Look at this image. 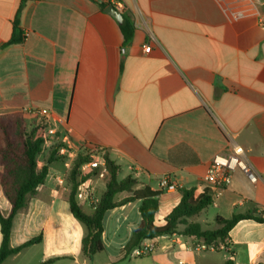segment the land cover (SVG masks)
Wrapping results in <instances>:
<instances>
[{
  "label": "crops",
  "instance_id": "obj_1",
  "mask_svg": "<svg viewBox=\"0 0 264 264\" xmlns=\"http://www.w3.org/2000/svg\"><path fill=\"white\" fill-rule=\"evenodd\" d=\"M121 1L135 25L125 48L117 22L95 0H0V115L22 112L32 125L27 112L45 108L59 133H70L72 147L88 154L102 147L120 165V179L133 175L135 189L161 192L157 226L180 203V188H194L198 197L209 189L204 176L213 157L241 146L258 181L237 169L213 194L212 212L202 213L230 219L264 210V0ZM16 25L26 38L9 44ZM46 149L39 169L50 156ZM69 171L63 162L49 165L45 183L14 218L10 244L40 235L42 241L2 264H132L124 249L141 224L140 202L106 214L108 260L88 258L81 246L87 232L58 185ZM164 177L178 190L161 191ZM0 208L5 216L10 211L1 187ZM115 241L112 250L107 243ZM142 245L154 248L145 264H225L230 253L235 264H264V224L238 222L219 250L177 234Z\"/></svg>",
  "mask_w": 264,
  "mask_h": 264
},
{
  "label": "trees",
  "instance_id": "obj_2",
  "mask_svg": "<svg viewBox=\"0 0 264 264\" xmlns=\"http://www.w3.org/2000/svg\"><path fill=\"white\" fill-rule=\"evenodd\" d=\"M109 3H99L102 11ZM125 17V16H124ZM123 36V48L131 43L135 35V25L125 17L124 23L118 25ZM26 35L15 26V33L9 44L22 43ZM36 128L27 123L22 112L0 115V187L10 205V211L5 216L0 208V229L2 244L0 248V264L8 257L21 252L23 249L39 244L42 236L31 239L23 245L12 248L11 232L15 216L25 209L29 199L34 197L37 189L43 185L49 174V165L54 162H63L65 156L52 152L46 164L39 169L38 157L43 152V140L36 137ZM104 159L107 167L105 191L91 215L86 214L76 200L77 188L80 183L79 170L81 166L92 160L91 156L80 153L74 160L72 168L68 173V191L66 192L72 216L82 223L87 230L82 239V252L92 258L105 251L103 243L104 218L106 214L118 207L132 202H140L139 212L141 224L132 231L131 238L125 245L126 257H130L135 249L140 247L146 240H153L163 236L181 235L201 241L206 248L220 249L221 245H228L229 232L242 220H253L264 224V216L257 211L246 213H234L232 218L223 219L216 217L217 228L204 229L202 225L193 219L213 205V197L209 189H206L198 197L195 189L180 188V203L166 217L165 225L157 226L156 215L159 212L160 191H154L149 186L135 189L138 180L129 175L120 179L121 167L105 153ZM98 169L83 179L94 178ZM130 195L121 201L116 200L120 193ZM55 260H49L42 264H52ZM235 254L230 253L225 264H235Z\"/></svg>",
  "mask_w": 264,
  "mask_h": 264
},
{
  "label": "built area",
  "instance_id": "obj_3",
  "mask_svg": "<svg viewBox=\"0 0 264 264\" xmlns=\"http://www.w3.org/2000/svg\"><path fill=\"white\" fill-rule=\"evenodd\" d=\"M113 5L121 13H124L126 10V5L121 0H116L113 2ZM143 49L146 53H149L151 47L149 44H146ZM27 114L33 120V128H36L37 130L36 137L43 140V148L46 149L49 147V150L53 148L58 154L65 156L63 163L69 170L72 168L74 160L80 153L91 156L92 160L83 164L79 170L80 183L77 188L76 200L77 202L88 204L94 209L99 198L96 197L95 189L91 183L93 178L88 180H84L83 178L97 169L99 171L94 178H99L101 180L105 178L107 174V167L104 159L106 153L105 150L102 147H94L90 154H88L84 147H72L70 133L66 132L61 135L50 121V111L45 108L30 110ZM237 169L242 170L247 175L250 182L256 183L258 181V175L248 162L241 146H233L230 152L226 154H218L213 157L204 176V182L207 184L212 197L217 191L229 186L231 183V175ZM67 177L68 175L58 178V185L64 191H68L69 188ZM159 188L161 191L178 190L177 186L171 183L170 179L167 177L160 180ZM258 213H261L264 216V210L259 211ZM153 251L154 248L152 246L141 245L135 249L133 253L139 257H143L150 255Z\"/></svg>",
  "mask_w": 264,
  "mask_h": 264
},
{
  "label": "rangeland",
  "instance_id": "obj_4",
  "mask_svg": "<svg viewBox=\"0 0 264 264\" xmlns=\"http://www.w3.org/2000/svg\"><path fill=\"white\" fill-rule=\"evenodd\" d=\"M45 150H47V149H44V151ZM49 151H50V155L52 154V152H56L53 148L51 150H49ZM60 164L61 163H59V165ZM126 176L127 175H126V170H125L123 172L121 178H124ZM95 182L97 183V188L95 190V195H96V197H99L105 190V183H104L103 180H100L99 178L95 179ZM87 206H89V205H87ZM87 206L86 207L83 206V210L86 211V212H90V209H89L90 207H87ZM212 208L213 207L209 208V211ZM210 212H212V210ZM196 219L199 222H202L203 224H205V223L208 224L209 226H207V227L211 228V229L214 228L215 225H216L215 216L213 215V213L204 212V213L196 216ZM76 222L78 224H80V226L83 228V230L86 233L87 232L86 227L82 223H80L79 221H76ZM65 226H66V228H68V223L67 222H65ZM107 246H112V250H115V248L113 246H119V245L115 241L114 243H110V244L107 243ZM96 256H97L96 260H100L101 262H106L108 260L106 254L102 253V254H99V256L98 255H96ZM147 258H148L147 256L141 258V257H137V256L133 255V256L128 257L126 259V261H131L132 264H145V263H147ZM65 262H67V261H65Z\"/></svg>",
  "mask_w": 264,
  "mask_h": 264
},
{
  "label": "water",
  "instance_id": "obj_5",
  "mask_svg": "<svg viewBox=\"0 0 264 264\" xmlns=\"http://www.w3.org/2000/svg\"><path fill=\"white\" fill-rule=\"evenodd\" d=\"M98 3H103V0H95ZM104 13L113 18L118 25H122L124 23L125 17L124 14L119 12L113 4H108L104 9Z\"/></svg>",
  "mask_w": 264,
  "mask_h": 264
}]
</instances>
